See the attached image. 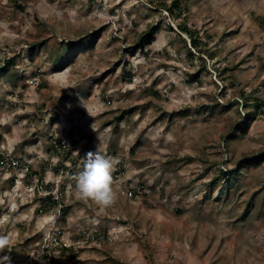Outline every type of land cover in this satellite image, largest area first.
Wrapping results in <instances>:
<instances>
[{"label": "rangeland", "instance_id": "1", "mask_svg": "<svg viewBox=\"0 0 264 264\" xmlns=\"http://www.w3.org/2000/svg\"><path fill=\"white\" fill-rule=\"evenodd\" d=\"M171 1L0 0L11 264H264V0ZM90 151L113 164L107 208L75 192Z\"/></svg>", "mask_w": 264, "mask_h": 264}, {"label": "clouds", "instance_id": "2", "mask_svg": "<svg viewBox=\"0 0 264 264\" xmlns=\"http://www.w3.org/2000/svg\"><path fill=\"white\" fill-rule=\"evenodd\" d=\"M83 160V170L73 176L77 197L84 201H91L100 208L110 207L116 202L118 198L117 193L113 188V164L111 162V158L105 157L99 151H90L83 156ZM9 161L10 159L7 162ZM4 162L5 161H3L2 164H4ZM9 168L13 170L12 167L9 166ZM30 172L31 175L26 174L25 172L23 173V180L26 179L30 182L33 180L32 178H36V181L39 182V184H42V186L44 187L43 191H45L41 199L51 196V201L55 203L52 205L54 207H59V201H54L52 199L55 194H53V192L50 190V185H48V183L45 184L43 180L39 179L38 176L40 177V175L33 173L31 170ZM62 174L63 172L59 173L58 170V173H56V177L59 179ZM60 182L61 180L53 183L52 186L61 185ZM29 185L30 183L27 186ZM40 190V188L34 189L35 193H38ZM46 209L49 208L47 207ZM11 249L12 241L10 237L8 235L0 234V264H11V256L6 254L10 253ZM33 258L38 259L40 261V264H46V262L43 261V256L41 254L33 255Z\"/></svg>", "mask_w": 264, "mask_h": 264}, {"label": "trees", "instance_id": "3", "mask_svg": "<svg viewBox=\"0 0 264 264\" xmlns=\"http://www.w3.org/2000/svg\"><path fill=\"white\" fill-rule=\"evenodd\" d=\"M164 8H166V10L170 13L171 16H174V15H177L175 12L179 11L180 4L178 3V0H173L170 3V7L164 6ZM180 31L186 34V36L189 38V40H190L192 45L195 46L197 44V41L194 38V36H195L194 32H192L190 30H187L185 27H180ZM155 32H156V28L153 27V28H149L147 31L142 33L139 36V38H138V41H137V44H136V48H140L141 49L144 46H146L147 44H149L150 42H152ZM1 160H3V155L2 154H0V161ZM239 170H240L239 168H236V169H233L230 172H238ZM34 173H36V171H34ZM220 173L222 174L221 178L223 176H226V179L229 177V175H228L229 172L228 171L220 172ZM219 179H220V177L218 179H214L213 182L215 180H217L216 182H218ZM11 182H12V180H11ZM41 202L43 203L42 207H45L47 204H55V203H53V201H51V196H48L46 198L41 199ZM44 209H46V208H44Z\"/></svg>", "mask_w": 264, "mask_h": 264}, {"label": "built area", "instance_id": "4", "mask_svg": "<svg viewBox=\"0 0 264 264\" xmlns=\"http://www.w3.org/2000/svg\"><path fill=\"white\" fill-rule=\"evenodd\" d=\"M60 147H64V146H62V145H60ZM9 159H7V160H3V161H5L4 162V164L8 161ZM15 160V162L13 161V162H11V160L9 161V162H7L6 164H8V167L10 166H15L16 165V167L17 166H19V162L16 160V159H14ZM3 161L1 162V164L3 163ZM16 167H12L13 169H15ZM24 171H25V173L26 174H30L31 175V172L29 171V168H27V169H24ZM39 188L41 189V190H43L44 189V187L42 186V184H39ZM59 197H60V194H59V196H58V194H55L53 197H52V199L54 200V201H59Z\"/></svg>", "mask_w": 264, "mask_h": 264}]
</instances>
